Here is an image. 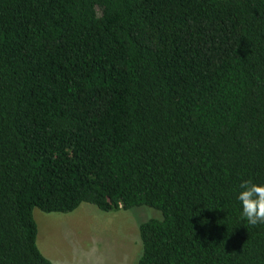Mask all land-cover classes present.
Masks as SVG:
<instances>
[{
    "label": "trees",
    "instance_id": "16d2710c",
    "mask_svg": "<svg viewBox=\"0 0 264 264\" xmlns=\"http://www.w3.org/2000/svg\"><path fill=\"white\" fill-rule=\"evenodd\" d=\"M264 0H0V264H54L35 209L146 207L137 264H264Z\"/></svg>",
    "mask_w": 264,
    "mask_h": 264
},
{
    "label": "rangeland",
    "instance_id": "374dc122",
    "mask_svg": "<svg viewBox=\"0 0 264 264\" xmlns=\"http://www.w3.org/2000/svg\"><path fill=\"white\" fill-rule=\"evenodd\" d=\"M34 215L39 249L54 264H137L140 225L162 217L152 208L103 212L91 204L67 214L35 209Z\"/></svg>",
    "mask_w": 264,
    "mask_h": 264
},
{
    "label": "clouds",
    "instance_id": "9594fccd",
    "mask_svg": "<svg viewBox=\"0 0 264 264\" xmlns=\"http://www.w3.org/2000/svg\"><path fill=\"white\" fill-rule=\"evenodd\" d=\"M241 216L248 225L264 224V183L245 180L239 184L236 194Z\"/></svg>",
    "mask_w": 264,
    "mask_h": 264
}]
</instances>
